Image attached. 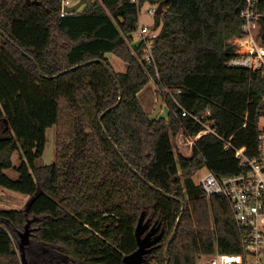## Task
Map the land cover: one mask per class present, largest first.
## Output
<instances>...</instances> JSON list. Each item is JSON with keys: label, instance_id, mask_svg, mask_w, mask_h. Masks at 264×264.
Wrapping results in <instances>:
<instances>
[{"label": "trees", "instance_id": "trees-1", "mask_svg": "<svg viewBox=\"0 0 264 264\" xmlns=\"http://www.w3.org/2000/svg\"><path fill=\"white\" fill-rule=\"evenodd\" d=\"M62 1L0 0V188L28 200L41 190L28 213L0 210V264H24L28 224L27 264H123L143 213L164 233L145 264H167V247L169 264L242 254L248 230L193 177L204 167L237 175L235 152L258 154L264 78L226 66L230 40L243 35V0H88L61 17ZM161 2L155 64L145 65L140 13ZM108 54L126 72L114 78ZM151 80L168 107L154 121L138 99ZM210 122L217 135L199 138L190 158L176 151L180 133L194 138ZM53 127L56 161L39 166Z\"/></svg>", "mask_w": 264, "mask_h": 264}, {"label": "built area", "instance_id": "built-area-1", "mask_svg": "<svg viewBox=\"0 0 264 264\" xmlns=\"http://www.w3.org/2000/svg\"><path fill=\"white\" fill-rule=\"evenodd\" d=\"M132 1L139 3V0ZM66 7H72L69 0L62 1L61 17L73 14L65 11ZM157 8L158 5L150 7L147 15L154 17ZM240 17L243 21V35L230 40L235 53L226 66L229 69L259 73L264 78V0H243ZM158 34L159 30H155L152 24L141 23L140 19L137 37L139 44L144 45L145 65L155 64L154 43ZM187 115V112L183 113V116ZM194 119L201 121L197 116H194ZM208 134L217 135L211 122L205 124L204 131L194 138L183 133L180 135L186 136L182 142L191 146L192 155L195 142ZM258 140L259 150L256 157L249 158L240 150L235 152V158L242 168L241 173L219 178L208 169L200 184L209 199L214 195H223L231 205L237 226L248 230V236L243 242L244 252L222 254L217 250L212 255L203 256L198 264H264V117L261 119ZM230 146L227 144L225 148Z\"/></svg>", "mask_w": 264, "mask_h": 264}, {"label": "rangeland", "instance_id": "rangeland-1", "mask_svg": "<svg viewBox=\"0 0 264 264\" xmlns=\"http://www.w3.org/2000/svg\"><path fill=\"white\" fill-rule=\"evenodd\" d=\"M69 1L71 2V5L74 6L80 0H69ZM83 8H85V5H83L79 11H82ZM148 8L149 7L146 5L142 8L141 23L152 24L153 22L152 17L147 15ZM137 42H138V38L135 37V44H137ZM109 60L116 73L126 72L127 69L126 64L120 59H118L116 56L110 54ZM160 91H161L160 88H158L155 82L151 80L150 83L138 95L139 102L143 106L144 110L150 115L154 112L157 106L158 96ZM163 99L164 100H163L162 112L159 116L167 117L168 107L166 106L165 98ZM180 134L174 140L176 151L181 152L185 157L190 158L191 146H186L184 142H182L186 139V136ZM55 161H56V128L53 127L47 130V142H46L45 152L37 163L39 166H46L53 164ZM13 162L15 166H18L20 164L21 159L19 152H16L13 155ZM5 172L12 179L18 178V173L16 172V170L15 171L7 170ZM207 173H208V169L206 167L199 170L193 177L195 183L200 185L202 177L205 176ZM28 199L29 197L27 198V196L21 193L8 190L5 188H0V210H24L26 204L29 202ZM19 241H21L20 236H19Z\"/></svg>", "mask_w": 264, "mask_h": 264}, {"label": "water", "instance_id": "water-1", "mask_svg": "<svg viewBox=\"0 0 264 264\" xmlns=\"http://www.w3.org/2000/svg\"><path fill=\"white\" fill-rule=\"evenodd\" d=\"M88 0H80L77 4H75L72 7H66L65 11H68L70 13H76L80 10V8L83 5H86ZM28 4H31V0H27ZM164 2H161L158 5V8L156 10V15H161L164 13ZM239 9H237V12ZM105 67L110 71V74L116 78V72L114 69H112L110 66L107 64H104ZM118 82V80H116ZM162 107H163V95L159 93L158 96V103L157 106L154 110V112L149 115V119L151 121H154L158 119L159 115L162 112ZM101 121V119H100ZM155 187V186H152ZM40 188L38 189L37 193L29 200V202L26 204L25 207V212L28 213L30 209V205L33 203V200L37 198V196L40 193ZM177 224L175 228V232L172 234L170 240H169V245L173 242L176 236V231L178 229ZM163 232H160V225H153L150 227V224L148 221H145V214L143 213L141 217L139 218L138 225L135 230V235L137 238V244H138V249L130 254L124 257L123 259V264H145L144 263V257L151 251L152 247L157 244L162 238H163ZM21 241H20V250L22 252V258H23V263L27 264L25 255H24V245L29 239V224L26 226L25 232L20 235ZM166 257H167V264L170 262V256H169V247L166 248Z\"/></svg>", "mask_w": 264, "mask_h": 264}, {"label": "crops", "instance_id": "crops-1", "mask_svg": "<svg viewBox=\"0 0 264 264\" xmlns=\"http://www.w3.org/2000/svg\"><path fill=\"white\" fill-rule=\"evenodd\" d=\"M109 55H110V54L107 55L108 59H109ZM27 198H28V197H27Z\"/></svg>", "mask_w": 264, "mask_h": 264}]
</instances>
